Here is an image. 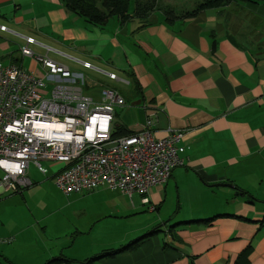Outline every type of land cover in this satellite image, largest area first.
Wrapping results in <instances>:
<instances>
[{
    "label": "crops",
    "instance_id": "1",
    "mask_svg": "<svg viewBox=\"0 0 264 264\" xmlns=\"http://www.w3.org/2000/svg\"><path fill=\"white\" fill-rule=\"evenodd\" d=\"M200 2L177 12L176 5L157 0L145 18L131 16L130 4L125 19L112 17L96 26L60 0H0V27L6 28L0 29L1 65L14 64L41 77L39 64L20 52L25 38H33L36 43L29 48L34 53L84 74L86 90L105 88V81L126 87L122 98L132 101V120L118 124L115 118L121 135L141 131L154 113V136L180 131L184 147L183 165L167 183L150 189L148 205L138 194L130 199L103 187L72 193L93 202L94 210L84 208L93 224L152 206L157 217L131 236L121 240L111 234L113 241L79 251L65 239L69 232L45 228L39 243H23L18 256L7 255L9 247L3 245L5 264H85L91 255L119 249L150 227L144 235L158 228L164 238L148 235L136 249L95 264H234L249 245L248 264H264V4L231 1L193 18L166 21L164 8L180 13ZM221 183L234 187L214 186ZM247 197L262 202L255 205ZM214 217L208 224L187 223ZM78 234L83 233L70 232L72 239Z\"/></svg>",
    "mask_w": 264,
    "mask_h": 264
},
{
    "label": "built area",
    "instance_id": "2",
    "mask_svg": "<svg viewBox=\"0 0 264 264\" xmlns=\"http://www.w3.org/2000/svg\"><path fill=\"white\" fill-rule=\"evenodd\" d=\"M35 43L25 38L20 52L39 64L41 77L0 63V194L30 187L29 166L45 175L42 164L48 162L60 165L52 178L66 196L103 187L130 199L138 194L148 205L150 189L167 183L183 165V133L156 138L150 113L141 131L114 135L115 108L125 104L120 94L107 88L86 94L88 78L34 53L29 45Z\"/></svg>",
    "mask_w": 264,
    "mask_h": 264
},
{
    "label": "rangeland",
    "instance_id": "3",
    "mask_svg": "<svg viewBox=\"0 0 264 264\" xmlns=\"http://www.w3.org/2000/svg\"><path fill=\"white\" fill-rule=\"evenodd\" d=\"M159 1L162 4H170L169 2H171L174 4L173 6L176 5L174 10L179 12L181 10H189L195 2H200L201 0ZM103 86L107 89L116 90L121 97L125 95L126 87L121 83L105 81ZM99 89H101V87L86 90L85 93L93 94V92L95 93ZM124 103V107L115 108V118L118 124H124L127 119L132 120L128 115V106L131 105L132 101L128 102V100L124 99ZM42 165L47 171L45 175L39 173L33 164L29 166L27 177L31 180L32 186L24 189L23 193L13 194L10 192L0 195V263L2 264H5L2 255L3 245L9 247L6 249L7 255L11 257L18 256L20 253H16L17 249L22 250L23 243L28 244L35 239L39 243L40 234H43L45 228L57 234L69 232L65 239L73 240L74 244L72 250L80 251L85 247L91 246L95 242L102 243L113 241L112 238L109 237L111 234L122 240L125 237L131 236L134 229L144 226L157 217V213L143 208L141 211L138 210L134 213H129V215L123 219L114 220L106 218L101 222L93 224V218L86 215L84 211V208L92 210L94 206L93 202L88 198H85V200H78L77 196L79 195L75 194L69 196L64 195L57 189L53 179L50 178L60 165L52 167L48 162ZM171 198L172 196L169 197V201ZM133 200L135 201V197ZM258 202L262 201L255 202V205H259ZM134 204H136V202ZM167 207L168 203L161 209L162 215L167 211ZM152 228L153 227L148 228L146 231L137 235L136 238L144 235ZM72 231H77L78 233L82 232L83 234H78V236L72 239V236H70V232ZM36 234H38V236H36ZM156 236L159 239L164 238L163 233H159ZM59 240H62V238ZM8 242L9 244H7ZM14 264L20 263L19 261H14Z\"/></svg>",
    "mask_w": 264,
    "mask_h": 264
},
{
    "label": "trees",
    "instance_id": "4",
    "mask_svg": "<svg viewBox=\"0 0 264 264\" xmlns=\"http://www.w3.org/2000/svg\"><path fill=\"white\" fill-rule=\"evenodd\" d=\"M60 1L69 11L82 17L85 20V22L96 26H102L106 24V22L112 17H117L120 20L125 19L127 15H129L130 4L133 5L132 10L130 12L131 16L145 18L150 13V11H152L155 8L157 2V0H60ZM231 1H242L245 3H252L256 5L264 4V0H202V2L197 4L196 7L191 11L176 13L171 8L166 7L163 9V12L165 14L166 21L170 23L171 21L179 18H193L197 14L205 10L216 9L226 6ZM116 129L117 127L113 126V134L121 136L120 132H117ZM23 190L17 191L16 193L13 194L20 193ZM214 219L215 217L205 220L190 221L187 223L208 224ZM159 232L160 230L158 228H155L151 232L147 233V235L139 237L119 249L105 250L102 251L101 253L93 255L91 258L85 261V264H95L101 259L113 258L114 256H116L121 252L132 251L136 249L138 244L145 237H147L148 235H155ZM251 251H252V246L249 245L237 256L234 264H248V259ZM57 261H66V259L58 258Z\"/></svg>",
    "mask_w": 264,
    "mask_h": 264
},
{
    "label": "water",
    "instance_id": "5",
    "mask_svg": "<svg viewBox=\"0 0 264 264\" xmlns=\"http://www.w3.org/2000/svg\"><path fill=\"white\" fill-rule=\"evenodd\" d=\"M214 186H217V187H228V188H233L234 187L233 185L227 184V183L215 184ZM237 194L241 195L240 192H238ZM248 200L250 201V203H254L255 202V200L253 198H251V197H249Z\"/></svg>",
    "mask_w": 264,
    "mask_h": 264
}]
</instances>
